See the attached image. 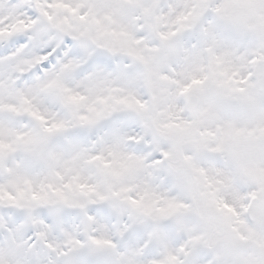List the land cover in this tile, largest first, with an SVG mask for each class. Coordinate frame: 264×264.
<instances>
[{"label": "rangeland", "instance_id": "1", "mask_svg": "<svg viewBox=\"0 0 264 264\" xmlns=\"http://www.w3.org/2000/svg\"><path fill=\"white\" fill-rule=\"evenodd\" d=\"M119 4L125 30L143 31L145 39L140 45L125 36L104 40L107 47L121 54L130 52L122 59L138 67L115 86L126 94L148 97L150 108L141 123L146 130L159 129L155 140L169 145L173 184H150L152 174L145 168L127 181L141 194L146 193L145 211L113 201V223L89 222L82 214L66 222L60 217L64 207L60 199L79 204L85 195L41 190V183L47 182L44 175L21 171L14 160L31 154L34 145L18 143L15 151L5 149L0 154V264H62L57 250L78 248L70 241L76 237L86 240L91 234L116 242L114 248L86 244L106 264H188L193 248L211 253L206 264H264V232L244 218L248 197L264 191V98L250 93L253 82L249 79L254 60L264 58V0H119ZM210 5H215L214 21H203ZM221 29L229 30L238 40L222 41ZM61 30L72 31V26ZM173 31L177 33L174 37L169 35ZM185 33L194 34L196 43L186 45L182 39ZM160 34L167 39L161 40ZM151 40L159 47L149 50L146 44ZM194 75L207 80L191 91L199 93L202 102L197 114L189 117L185 114L189 93L181 97L178 85ZM91 87L102 90L106 85L98 81ZM37 94L35 88H16L0 79V103L19 104L25 96ZM17 119L0 113V140L5 144L22 130ZM173 122L176 127H166ZM128 164L134 167L133 161ZM25 180L31 181L30 187ZM104 184L107 192L113 180L105 178ZM33 191L39 199L32 198ZM218 202L233 206L237 215L220 211ZM8 207L23 218L11 230L7 227L11 217L6 221L2 214ZM41 208L49 210L53 224L41 221ZM208 209L217 213L209 218ZM162 223L172 226L173 235L160 230ZM126 225L142 230L143 239L122 240ZM28 229L38 245L47 240L52 248L42 255H30L33 245L24 238ZM254 248L259 258L250 251Z\"/></svg>", "mask_w": 264, "mask_h": 264}, {"label": "snow or ice", "instance_id": "2", "mask_svg": "<svg viewBox=\"0 0 264 264\" xmlns=\"http://www.w3.org/2000/svg\"><path fill=\"white\" fill-rule=\"evenodd\" d=\"M214 9L215 5L209 6L203 21H214ZM123 19L119 0H0V79L8 80L16 88H35L38 93L31 98L25 96L19 104L0 103V113L17 117L22 128L7 144L0 140V154L5 149L15 151L18 143L34 145L31 154L14 160L21 171L44 175L47 182L41 183V190L79 191L85 195L84 202L79 204L60 199L64 205L60 217L66 222L82 214L89 222L113 223V201L138 212L145 211L146 193L141 194L127 183L145 168L152 174L150 184H173L174 177L168 168L173 158L169 145L155 140L159 129L149 131L141 123L150 108L148 97L143 93L126 94L115 86L130 78L138 67L122 59L130 52L121 54L107 47L104 40L125 36L140 45L145 39L143 31L125 30ZM65 25L72 26V31H62ZM169 35L174 37L177 33ZM219 36L222 41L238 40L227 29H221ZM160 39L167 36L160 34ZM182 39L191 45L197 38L185 33ZM146 47L151 50L159 44L151 40ZM206 80V76L194 75L178 85V94L183 97ZM98 81L106 87H91ZM176 126L175 122L166 125ZM128 161H133L134 167ZM105 178L113 180L107 192ZM24 183L31 185L30 180ZM32 198L39 199L35 191ZM9 199H13L10 194ZM217 206L220 211L237 215L227 202H218ZM2 214L6 221L11 217L9 230L23 219L11 207L3 209ZM262 214L264 201L254 200L244 218L252 222ZM39 215L44 224H53L47 208H41ZM159 227L173 235L169 223ZM24 238L33 245L30 255H42L45 249L52 248L47 240L38 245L31 229L24 232ZM123 239L141 241L143 232L127 227ZM70 243L80 247L58 249L62 264H106L86 244L117 247L114 240L95 234L88 235L86 240L76 237ZM144 246L149 247L147 241ZM180 247L185 250L183 245ZM210 255L205 249L193 248L188 264H206Z\"/></svg>", "mask_w": 264, "mask_h": 264}, {"label": "water", "instance_id": "3", "mask_svg": "<svg viewBox=\"0 0 264 264\" xmlns=\"http://www.w3.org/2000/svg\"><path fill=\"white\" fill-rule=\"evenodd\" d=\"M253 87L250 90V93H253L256 90L259 93H264V58H257L254 63V67L251 71ZM200 96L196 92H191L185 101L186 109L185 113L189 117H194L200 105ZM254 200L264 201V191H262L258 196L253 197L248 207L254 202ZM247 207V209H248ZM216 214L214 210H207L206 215L211 218L213 215ZM251 223H253L257 228L264 227V214L259 216L258 218L254 219Z\"/></svg>", "mask_w": 264, "mask_h": 264}, {"label": "flooded vegetation", "instance_id": "4", "mask_svg": "<svg viewBox=\"0 0 264 264\" xmlns=\"http://www.w3.org/2000/svg\"><path fill=\"white\" fill-rule=\"evenodd\" d=\"M219 30V29H218ZM253 67V66H252ZM252 69V68H251ZM253 85V84H252ZM252 87V86H251ZM253 94H257L258 96H261L262 98H264V93H259L257 92L256 90H254ZM264 100V99H263ZM201 102H202V99H201ZM201 105V104H200ZM200 107V106H199ZM199 110V109H198ZM197 110V111H198ZM197 114V113H196ZM184 150H187V152L190 154L192 153L193 155H196L194 153V151L190 148H186ZM264 190V189H263ZM262 192V191H261ZM260 194V191L255 193V194H252L250 197H248V200H250L252 197H255V196H258ZM206 211V210H205ZM253 225V224H252ZM254 226V225H253ZM255 227V226H254ZM257 228V227H256ZM262 231L264 232V227L262 228ZM251 252H253V255L256 257V258H259L260 257V253L257 252V248H254V250H250Z\"/></svg>", "mask_w": 264, "mask_h": 264}]
</instances>
